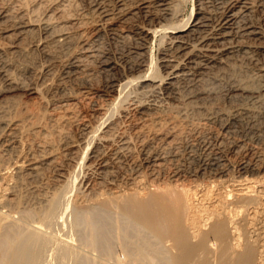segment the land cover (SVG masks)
Wrapping results in <instances>:
<instances>
[{
	"label": "bare ground",
	"instance_id": "6f19581e",
	"mask_svg": "<svg viewBox=\"0 0 264 264\" xmlns=\"http://www.w3.org/2000/svg\"><path fill=\"white\" fill-rule=\"evenodd\" d=\"M11 1L0 3V264H264V143L231 130L264 111L204 106L214 87L194 89L256 50L264 78V0H198L181 23L177 0H88L89 11L77 0ZM39 28L45 39L32 37ZM104 28L137 39L135 61L119 65L96 46ZM64 45L70 84L24 86L9 70ZM98 71L106 79L94 86ZM245 82L225 95L264 97V85ZM60 224L79 230L78 244L52 230Z\"/></svg>",
	"mask_w": 264,
	"mask_h": 264
},
{
	"label": "rangeland",
	"instance_id": "374dc122",
	"mask_svg": "<svg viewBox=\"0 0 264 264\" xmlns=\"http://www.w3.org/2000/svg\"><path fill=\"white\" fill-rule=\"evenodd\" d=\"M201 1H203V3H204V1H206V0H201ZM210 1L212 2V3L208 2V3H211L210 7H214L217 4V2H214V0H210ZM3 2H4V5L6 4L7 6H9L11 8H15L19 4L18 1H15V2H17V3H15V2H13L11 0H5V1L3 0L0 3H3ZM114 2H115V0H112L111 1V5L114 4ZM177 2L180 4L179 8H180V11H181V15H180V18H179L180 20L179 21L177 20L176 23H181V22H183V21H181V19L183 20V19L187 18L191 14V11L193 10V8L196 7V5L198 3V0H177ZM8 3H9V5H8ZM88 4H89L88 0H77L78 8L76 9V11L77 10L78 11H80V10L81 11L82 10L87 11L88 10L89 11L90 9H89V5ZM256 16H255V19L261 17V19H262L261 23H264V13H262V12L257 13ZM126 22L125 23H121L120 25L117 26V28L121 29V30H129L131 28L130 25L132 23H135L136 20L135 19L134 20L131 19L130 21H126ZM262 27L264 28L263 24H262ZM111 31L112 30H110V29L104 28V31L102 32V35L99 38L100 40L98 39V41L96 42V46L97 47L99 46L100 49H102L103 51H106L108 53L109 57L112 60H114L116 63H118L119 65H121V64L125 65L127 62L135 61L137 55L135 53V48L134 47L137 44V39H135L132 36H130L129 38H123V36L121 34H119V32L116 31L117 33L115 34L114 33L115 30L112 31L113 33ZM43 35H45L43 29L39 28L32 34V37L45 39L46 37L43 36ZM119 36H121L122 38L119 37ZM161 38H162L161 34H158L148 44V46H149V49H148V51H149L148 53L149 54L148 55L153 57L156 61H158L160 56L163 55L162 52H163V50L166 47L165 46L166 45L165 39L161 40ZM0 40L3 41V42L7 41L4 38L2 40V37H0ZM100 42H101V44H100ZM263 42H264V38H263ZM66 45L70 46V47L72 46V45H68V44H66ZM67 46L64 45L63 47H56L57 51L55 50L50 55H48L46 53V51L43 50L42 48H35L34 50L29 51L27 57H24V56H19L17 58L15 57L17 60L14 59L15 60V62H14L15 64L9 70L11 72H13V73H15L17 71L15 74L18 77L19 81L21 83H23L24 86H27L29 84L37 85V86H45V84H49V83L57 84L59 82H64L66 84H70V80H68L67 73H66L67 65H68V48H67ZM70 47H69V49H70ZM257 51L258 50H256V52H251L248 55L247 54H243V56H241L242 54L237 55L236 56V63L237 64L232 69H230V70L229 69L218 70V71L215 72V74L213 73L212 76L209 77L208 81L204 85H201V84L197 85V87H195L194 89H197V88L200 89L202 87H211L212 86V87H214V91H215L214 93L211 94L212 98L211 97L203 98V99H201L199 101V104L204 105V106L206 105V106H209V107L218 105L219 107H222L225 111H227L229 113H232V112H234L237 109L242 110L241 108H251V109L257 110L259 112L260 111H264V97L257 98L258 100L257 99L255 100V98L249 97V96H243V97H240V99L233 97V99H232V98H229V96L227 97V95H225V93L228 91V89L230 87H232L233 85L238 84V83H244L245 81H246L245 83H247V81H248V83L253 82L256 86L257 85L258 86L264 85V78L263 77L259 78V77L256 76L257 72H258L259 65L262 63V59H261L262 56L259 53V51L258 52ZM252 55L255 56V58ZM24 58H25V60H24ZM256 60L259 61V63ZM27 62L30 63V67L31 68L29 70L24 71V72L23 71H19L18 68H20V67L23 68L22 65H25L23 63H27ZM43 64H44V67H43ZM96 64L99 65V62H97ZM32 67H34V68H32ZM96 74L97 75L99 74V76H97ZM96 74L92 78H90L91 79L90 81H91L92 85H94V86H96V85L97 86H101L104 83L105 79H106L105 78V74L103 72L101 73L99 71L96 72ZM141 74H143V71L142 72L137 71V72L133 73V76L135 77V76H138V75H141ZM55 78H56V80H55ZM63 79H65V80L63 81ZM135 79L137 80L138 78H135ZM234 82H235V84H234ZM4 84H5V82H4L3 78L0 77V86H2ZM177 84H178V88H180L179 90L180 91L182 90L181 93L183 95L188 94L189 88H192L190 83L185 81V80H183V82L181 80ZM135 87H136L135 83L131 84L128 87H126L121 93V96L119 98V102L122 101V100L127 99L129 96L134 95L135 94V90H136ZM215 88H216V90H215ZM16 92H14L13 95H12L15 98H21V99H26L27 98V96L24 94L25 93L24 90L23 91L22 90H18ZM141 97L145 98L143 96H141ZM150 97H156L157 99H159V97H157V96H150ZM35 99L32 98L31 100L39 101L38 98H35ZM203 100H204V102H203ZM234 105L235 106L237 105V106L235 107ZM229 110H231V111H229ZM223 117H224V119L222 118V120H218V123L216 124V126H220L219 123L221 121H224L225 119L228 118V116H223ZM240 117H241V119L238 120V122L235 121L231 125V130L236 132L234 134V136L238 137V138H243V139H245L248 142L250 141V142H252V144L263 145V143H264V136H263L264 135V127H262V125H261L262 124L261 120H263L264 117L263 118L256 117L257 118L256 121L253 120V117H251L250 114L242 113ZM247 119H248V121H247ZM251 125H252V127L250 128ZM256 128L257 129L259 128V129L257 130ZM261 128H263V129H261ZM242 131H245V132L242 133ZM256 131L259 132V134L258 133L256 134L255 133ZM261 131H263V132H261ZM250 133H251V135H249ZM252 133H253V135H252ZM261 134H263V135H261ZM258 137H260L261 139H259ZM246 138H248L249 140L246 139ZM254 138H255V140H254ZM254 141H255V143H254ZM38 182H41V181H38ZM60 225H59V227H61V228L64 227V228L63 229H59V227H57L58 225H56V226L54 225L58 229L55 228V227L53 228V226H52V230L54 229L55 230V231L53 230L54 232H57V233L61 234V236H64V238L67 237L66 239L69 240L71 243L78 244L79 243V241H78V237H79L78 236V233H79L78 231L79 230H76V232H75V229H73L74 230L73 231L70 228H68L67 225H65V226L62 225V224H60ZM66 226H67L68 230L70 229L71 231L70 230L69 231L66 230L67 229ZM58 230H60V231L64 230L63 233L66 232L67 235L70 234L71 238L69 236H67L66 233H65V235H62V232H60V231L58 232ZM68 232H69V234H68ZM71 232H72V234H71ZM75 234L77 235V237H75ZM75 239L77 240V243H76ZM53 260H52V262H53ZM55 260H57V258ZM55 260H54L53 264H57L58 263L57 261L55 262ZM70 262H71V260H69V263ZM72 263L74 264L73 261L71 262V264Z\"/></svg>",
	"mask_w": 264,
	"mask_h": 264
}]
</instances>
